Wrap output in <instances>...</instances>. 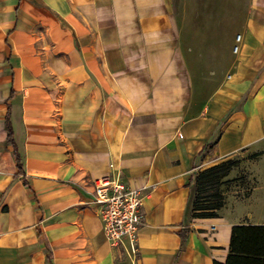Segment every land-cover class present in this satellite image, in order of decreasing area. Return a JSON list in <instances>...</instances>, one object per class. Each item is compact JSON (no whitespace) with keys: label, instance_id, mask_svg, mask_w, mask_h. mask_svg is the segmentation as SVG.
I'll return each instance as SVG.
<instances>
[{"label":"crops","instance_id":"crops-1","mask_svg":"<svg viewBox=\"0 0 264 264\" xmlns=\"http://www.w3.org/2000/svg\"><path fill=\"white\" fill-rule=\"evenodd\" d=\"M228 1L0 0V264H129L103 177L146 194L137 264L223 263L234 225L264 227V0ZM240 154L249 192L194 217V176Z\"/></svg>","mask_w":264,"mask_h":264},{"label":"trees","instance_id":"trees-1","mask_svg":"<svg viewBox=\"0 0 264 264\" xmlns=\"http://www.w3.org/2000/svg\"><path fill=\"white\" fill-rule=\"evenodd\" d=\"M7 140L14 147L19 173L23 174V155L13 138L9 116L7 117ZM211 143L206 146L210 147ZM258 153L250 154L254 158ZM237 160L226 159L199 171L193 179L194 195L191 209L194 217H216L218 210L224 205L220 187L229 181L227 176ZM226 178V180H225ZM181 237L184 234L181 233ZM213 264H264V227L262 225H234L226 259L223 263Z\"/></svg>","mask_w":264,"mask_h":264},{"label":"built area","instance_id":"built-area-1","mask_svg":"<svg viewBox=\"0 0 264 264\" xmlns=\"http://www.w3.org/2000/svg\"><path fill=\"white\" fill-rule=\"evenodd\" d=\"M145 195L119 178L103 177L94 182L92 202L97 207L106 241L129 264L138 261V232L143 226L141 208Z\"/></svg>","mask_w":264,"mask_h":264},{"label":"rangeland","instance_id":"rangeland-1","mask_svg":"<svg viewBox=\"0 0 264 264\" xmlns=\"http://www.w3.org/2000/svg\"><path fill=\"white\" fill-rule=\"evenodd\" d=\"M176 2L178 12L186 10L192 16L200 14L215 15L231 11L232 9V4L228 0H176ZM245 156L240 154L232 157V160H237V166H234L227 176L229 181L223 183L220 187L224 204L228 194L242 196L249 192V188L253 184L246 174Z\"/></svg>","mask_w":264,"mask_h":264}]
</instances>
